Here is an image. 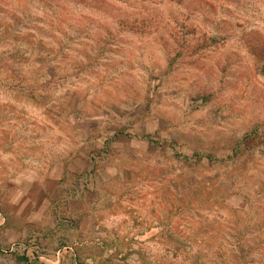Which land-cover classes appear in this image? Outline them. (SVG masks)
Masks as SVG:
<instances>
[{"label":"rangeland","instance_id":"rangeland-1","mask_svg":"<svg viewBox=\"0 0 264 264\" xmlns=\"http://www.w3.org/2000/svg\"><path fill=\"white\" fill-rule=\"evenodd\" d=\"M88 135L124 173L79 264H264V0H0V264Z\"/></svg>","mask_w":264,"mask_h":264},{"label":"crops","instance_id":"crops-1","mask_svg":"<svg viewBox=\"0 0 264 264\" xmlns=\"http://www.w3.org/2000/svg\"><path fill=\"white\" fill-rule=\"evenodd\" d=\"M89 137L74 153L63 157L61 168L34 182L35 190L27 191L31 195L26 200L13 201L19 218L26 220L25 225L18 222L17 229L12 227L20 241L16 245L13 242L12 250L25 256L22 261L15 256L16 262L79 264L77 245L96 232L99 224L98 211L105 193V178L99 167H106L109 179L119 180L124 173L121 156L125 145L120 138ZM69 238L73 240L65 241Z\"/></svg>","mask_w":264,"mask_h":264},{"label":"trees","instance_id":"trees-1","mask_svg":"<svg viewBox=\"0 0 264 264\" xmlns=\"http://www.w3.org/2000/svg\"><path fill=\"white\" fill-rule=\"evenodd\" d=\"M10 59H13V58H10ZM14 60V59H13Z\"/></svg>","mask_w":264,"mask_h":264}]
</instances>
